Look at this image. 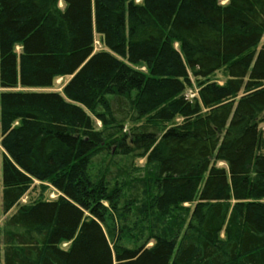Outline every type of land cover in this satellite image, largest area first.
<instances>
[{"label":"trees","instance_id":"trees-1","mask_svg":"<svg viewBox=\"0 0 264 264\" xmlns=\"http://www.w3.org/2000/svg\"><path fill=\"white\" fill-rule=\"evenodd\" d=\"M263 38L264 0H0V264H264Z\"/></svg>","mask_w":264,"mask_h":264},{"label":"rangeland","instance_id":"rangeland-1","mask_svg":"<svg viewBox=\"0 0 264 264\" xmlns=\"http://www.w3.org/2000/svg\"><path fill=\"white\" fill-rule=\"evenodd\" d=\"M226 1H222L221 5H225ZM264 48V38L261 40L260 46L259 48ZM95 48L96 50H99L100 46L98 43V37L95 36ZM69 79L68 78H60L58 80H56L52 86L51 89L48 90H41V91H54V92H61L63 86L67 83ZM212 80H214V82H216L218 85H223V83L225 82V77L222 71L217 72L214 77L212 78ZM196 87L193 85L192 88L187 89L186 91V97L188 99H193L196 95ZM130 119V118H129ZM127 120L124 123V127H123V133H128V131L134 127H140L142 125H145V120H141L138 123H134L131 122V120ZM180 122V120H176L175 124H178ZM174 124V123H173ZM97 127H100L99 124L96 125ZM262 128H264V124L261 126ZM106 160V157H103V161ZM145 160L144 159H134L131 162V166L132 169L130 171V174L132 175V177L134 179L137 178H143L144 174V170L146 168L145 166ZM95 167V166H94ZM133 168H135L133 170ZM95 173L97 168L95 167ZM93 169V170H94ZM41 186H39L37 183L35 184V187H32L26 194L25 196L21 199V204H27L31 201L37 200L39 198H43V199H47V200H53L56 198V193L50 188V187H45L46 189L43 191L40 188ZM1 192H2V185H1V165H0V238L2 236V229L4 227V223L5 220L7 219V217L14 212V210H12L9 214L4 215L2 213V201H1ZM142 199H140L139 203H141ZM138 204V203H137ZM187 205H185L186 207ZM66 246V245H64ZM1 264H2V258H1Z\"/></svg>","mask_w":264,"mask_h":264}]
</instances>
